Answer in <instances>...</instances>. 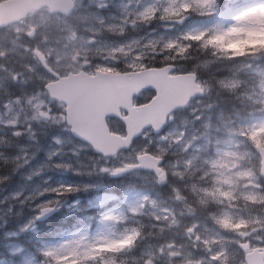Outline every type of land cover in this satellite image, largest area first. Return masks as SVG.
<instances>
[{
  "label": "clouds",
  "instance_id": "obj_1",
  "mask_svg": "<svg viewBox=\"0 0 264 264\" xmlns=\"http://www.w3.org/2000/svg\"><path fill=\"white\" fill-rule=\"evenodd\" d=\"M222 5L39 0L2 26L0 264H125L145 249L136 264H264V0ZM152 69L187 77L185 91L119 137L75 117L78 84ZM105 181L139 198L95 218L70 203ZM63 208L76 223L42 231ZM116 217L129 243L103 251Z\"/></svg>",
  "mask_w": 264,
  "mask_h": 264
},
{
  "label": "water",
  "instance_id": "obj_2",
  "mask_svg": "<svg viewBox=\"0 0 264 264\" xmlns=\"http://www.w3.org/2000/svg\"><path fill=\"white\" fill-rule=\"evenodd\" d=\"M59 0H50L58 3ZM39 0H5L0 2V28L3 25L14 23L32 10ZM166 71V70H164ZM160 70L152 69L151 74L139 79L120 78L111 82L101 81L96 84L82 82L75 86L70 93L71 103L74 106L75 117L99 138L119 137L110 132L106 118L119 116L120 109H126L129 114L124 119L127 130L141 119L155 114L156 109L170 104L179 98L185 91L186 85L181 83L187 77L162 76ZM153 87L157 96L150 104L138 109L132 106V98L144 88Z\"/></svg>",
  "mask_w": 264,
  "mask_h": 264
},
{
  "label": "rangeland",
  "instance_id": "obj_3",
  "mask_svg": "<svg viewBox=\"0 0 264 264\" xmlns=\"http://www.w3.org/2000/svg\"><path fill=\"white\" fill-rule=\"evenodd\" d=\"M115 3H121V0H114ZM123 3L127 4L129 8H132L134 6L139 5L143 2V0H122ZM253 0H223L222 5V11L224 12L225 17L229 16L232 12L237 10L238 8L242 6H248L250 3H252ZM109 11H114V9L109 8ZM166 31L165 29L161 28V32L163 33ZM130 35H132L130 33ZM8 39V33H6L4 30L0 31V44H4L7 42ZM251 43H256V41H251ZM240 72H245L246 68L241 67L239 69ZM259 71V69H257ZM143 97H146V95H142ZM116 125L117 122H114ZM54 179H61V177H54ZM63 179L67 180H73L76 179L74 176H68L63 177ZM112 181H105L102 184L95 185L90 188H86L81 190L79 193L75 194L72 199L70 200V203L79 200L78 207L80 209H86V211L83 213L84 215L91 217L89 214V211H96L98 217L100 215V212L103 211L105 208H112L114 206H118L120 201L116 199L117 196L121 198V200H126L128 202L135 201L138 199V194L135 192H128L127 194L122 193L118 188L116 187H106L105 184H111ZM91 202V206H90ZM83 205V207L81 206ZM75 214L74 210H70L68 208H63L60 210L59 215L62 217L65 215V217L71 216V214ZM78 216L74 217L73 223L75 224L76 221L79 219L80 214H77ZM91 218H94L93 216ZM124 223V221L116 217L112 223L105 224L101 231L107 236L108 243H105L101 246V250L107 251V252H116L117 249L124 248L128 243L129 240L119 239V231L118 226ZM92 227H95L93 224ZM148 250L145 249L144 253H141L139 250L135 253H126L127 256L124 257L125 264H136V261H138L141 256H147ZM129 255H135L133 257H130ZM116 260L106 261L105 264H115Z\"/></svg>",
  "mask_w": 264,
  "mask_h": 264
},
{
  "label": "flooded vegetation",
  "instance_id": "obj_4",
  "mask_svg": "<svg viewBox=\"0 0 264 264\" xmlns=\"http://www.w3.org/2000/svg\"><path fill=\"white\" fill-rule=\"evenodd\" d=\"M57 219H58V216L56 215V216H54L49 222H52V221H57Z\"/></svg>",
  "mask_w": 264,
  "mask_h": 264
},
{
  "label": "trees",
  "instance_id": "obj_5",
  "mask_svg": "<svg viewBox=\"0 0 264 264\" xmlns=\"http://www.w3.org/2000/svg\"><path fill=\"white\" fill-rule=\"evenodd\" d=\"M116 264H118V262Z\"/></svg>",
  "mask_w": 264,
  "mask_h": 264
}]
</instances>
